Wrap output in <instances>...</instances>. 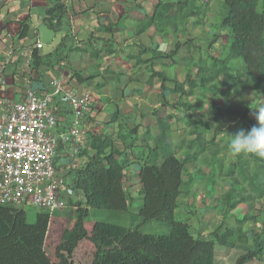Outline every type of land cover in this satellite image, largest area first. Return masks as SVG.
<instances>
[{"label": "trees", "instance_id": "obj_1", "mask_svg": "<svg viewBox=\"0 0 264 264\" xmlns=\"http://www.w3.org/2000/svg\"><path fill=\"white\" fill-rule=\"evenodd\" d=\"M198 1L153 0L152 12L140 21L135 37L152 29L155 36L162 40L169 38L173 43L178 35L188 32L187 26L202 27L204 9ZM46 2L43 22L56 32L67 8L63 0ZM220 14L223 15L219 26L230 38L227 57L188 56L178 77L168 74L166 68L177 63L174 57L184 48L179 39L174 47L163 52L137 43V56L128 57H138L135 63L138 66L150 64L147 83L152 85L154 78L159 79V103L170 110L152 111L155 123L146 128L143 139L138 136L142 125L129 128L127 123L121 124L123 116L119 110L107 122L109 125L117 122L112 131H86L78 154L83 161L65 174L79 199H68L69 210L61 211V217L52 216L58 212L38 213L34 223L29 224L22 208L0 205V264H213L215 243L234 247L250 241L252 248L235 264L264 256V211L261 215L252 213L253 202L264 199V158L247 154L245 169L237 170L240 159L235 155V161L229 163L223 174L231 179V185L219 196L220 205L226 209L246 208L233 228L221 229L219 225L209 239H202L193 236L187 222L176 220L184 186L192 183L190 176L186 177L187 173L190 175L188 166L197 163L206 151L212 150L219 157L227 149L217 139L214 123L197 114L204 112L206 99L211 100L209 112L213 111L217 98L224 103L232 94L240 96L244 92L258 94L264 103V0H222ZM27 29L22 23L18 37L24 38ZM102 30L113 35L115 28L110 25ZM215 38L209 45L216 42ZM105 43L103 50L94 46L91 56L97 58L101 51L113 54V41ZM30 52L31 68L37 70L47 65L49 56H42L36 47ZM144 54L150 57L142 59ZM159 58L165 69L154 71V61ZM238 58L243 63L241 68L228 63ZM74 76L79 82L83 79L79 72ZM168 94L176 97L174 102L167 100ZM226 114L236 118L233 123L237 128L250 129L258 123L240 105ZM178 126L183 129L181 139L176 142ZM136 147L139 149L134 151ZM222 161L225 160L217 161L219 167L208 174L213 171L222 174ZM134 163L138 165L136 182L141 200L135 216L141 223L156 221L168 226L170 233L166 236L87 219L91 210L130 211L132 199L128 189L133 184L128 182L126 171ZM246 222L258 224L259 228L245 230Z\"/></svg>", "mask_w": 264, "mask_h": 264}, {"label": "crops", "instance_id": "obj_2", "mask_svg": "<svg viewBox=\"0 0 264 264\" xmlns=\"http://www.w3.org/2000/svg\"><path fill=\"white\" fill-rule=\"evenodd\" d=\"M63 4L67 8L66 15L56 32L61 34L59 46L67 53L59 57L56 54L59 48L56 49L54 46L44 54L38 37L37 25L46 26L43 22L46 0H0V81H4V84L0 83V97L19 101L30 81L39 80L46 84L51 78H55L62 82L64 91H72L79 95L90 94L92 100L90 111L88 117L82 121L85 132L106 129L112 131L117 122L114 125L107 122L111 113L119 110L123 116L119 121L121 124L129 122L131 125H142L138 130V136L143 139L139 132L143 134L147 127L154 126L155 121L151 113L160 110L158 107L160 82L158 78H154L152 85H149L147 81L150 64L147 67L144 64L135 65L138 57L128 55L137 56L138 42L150 49L157 47L162 52L168 49L166 39L162 40L155 36L152 29L135 37L140 21L152 12L147 8L153 7V0H63ZM137 4L140 5L137 7ZM22 23L27 26L28 31L24 38H19ZM110 25L115 28L113 35L102 30L103 27ZM110 40L113 41L115 49L113 54L108 55L101 51L97 58L91 56L94 46L103 50L105 42ZM34 47L42 56H49L47 65H42L37 70L27 68L21 56ZM51 51L53 53H48ZM149 57V54H144L142 59ZM174 59L177 60L176 56ZM161 62L160 58L154 61V71L165 69ZM177 64H180L178 60ZM90 68H96L97 72H90ZM76 72H79L84 80L79 82L74 76ZM145 101H154L158 104L154 108L142 111V103ZM111 104H115L114 110ZM59 110L56 112L57 126L53 133L65 130L72 120L71 114ZM125 117L130 119L124 121ZM137 149L139 148L136 147L134 151ZM65 151L66 148L62 145L57 151L56 161L62 167L66 164ZM82 161L83 159L77 158L73 162V167L69 166V169L77 167ZM133 165L135 169L138 168L136 163ZM65 167L68 168V164ZM130 170L127 169L126 174L127 178L132 179ZM132 183L135 184L136 181ZM137 186H133L132 190Z\"/></svg>", "mask_w": 264, "mask_h": 264}, {"label": "rangeland", "instance_id": "obj_3", "mask_svg": "<svg viewBox=\"0 0 264 264\" xmlns=\"http://www.w3.org/2000/svg\"><path fill=\"white\" fill-rule=\"evenodd\" d=\"M221 3L222 0L198 1V4L202 7V9H204L203 25L202 27L197 29L192 28L189 25L187 26V33L178 35L179 43H183L184 47L176 55V59L178 60V62H180L181 65L175 63L166 68V71L169 74H172L173 77H178L179 72L180 74L182 73L181 71L183 69L182 65L184 59L188 56L193 57V55H201L203 57H206L207 54H210L214 57L219 56L224 59L227 57L230 38L228 35L229 33L219 26L221 17L223 15L220 14ZM147 9L150 12L152 10L151 7H148ZM37 31L39 33V40L43 46L42 50L44 54H47V51H49L51 47L54 46L56 47V49L59 48V50L56 51V54L59 55V57L66 55L67 51L65 49H61V46H59L61 43V34L48 29L42 24L37 25ZM214 36H217V38H215ZM213 38L216 39V42L213 45H209ZM178 39L175 38V41L173 43H171V40L169 38L166 39V43H168L166 47L168 48L167 50H169L171 46L174 47ZM48 53L53 52L51 51ZM228 63L232 66H238L239 68L243 66L242 60L240 58L233 59ZM90 72H97V70L96 68H90ZM167 98L169 102H174V100L176 99L175 96L169 94L167 95ZM158 102L145 101L144 103H142V111L154 108V106H157ZM146 103L148 105H146ZM210 104L211 100L209 98L206 99L204 112H198L197 114L202 115L205 119L210 120L212 123H214V130L215 132H218L217 139L221 141V144L227 146V149L224 150L223 153L219 155V157L213 155L214 152L212 150L206 151L204 154L199 156L197 163L188 166V172L190 173V175H188L187 173L186 177L190 176V178L192 179V183L188 187L184 186V190L186 191V193H183V195L179 198V208L176 210V220L187 222L190 225V230L193 236L202 239H209L212 231H214V229L219 225L221 226V229L228 227L233 228L235 220L237 218H242L246 211V208L226 209L220 205L219 196H221V193L225 192L231 185V179L223 176V174H226L229 163L235 161V155L232 154V152L228 148V144L230 141L229 135H234L239 129L243 128L235 127L233 122L236 118L233 119L232 117H229L226 114V111L240 105L246 107L249 110V117L253 118V116L251 115L252 111L258 109L260 106H264V103L261 100L260 96L253 92H244L240 96H235L232 94L228 101H225L224 103H222V100L220 98H217V102L214 106L213 111L209 112L208 107L210 106ZM111 105V108L114 110L115 104ZM133 106L134 105H132V108H134ZM158 107H160L161 110H163V108H168L170 110L169 107H162L161 104L158 105ZM179 109L177 108L178 111H180ZM112 114L113 113H111V115ZM126 118L127 117L124 118V121H128L130 119ZM127 124H129V128L133 126V124L131 125L129 122ZM182 129V126H178V132L174 137V140L176 142L182 137ZM139 133L143 135L142 132ZM246 155L247 154L243 153L236 155V157L240 159V163L236 165L237 170L245 169L246 158L244 157ZM220 159L225 160L224 163L222 161V174L218 175L216 171H213V173L209 175V170H214L217 166L219 167L217 161H219ZM128 169H131V177L133 179L132 180L130 179V177H128V182L136 181V171L138 170V168L135 169L134 165H131ZM253 169L254 166L252 169H250V173L253 172ZM201 171L204 173H202ZM66 181L67 183H70L71 180L70 178H67ZM132 184L133 185H131L130 183L131 187L128 189V193L130 195V198L132 199L129 212L91 210L87 219L89 221L104 222L122 226L125 228H138L139 231L143 234H151L156 236L168 235L170 233V228L168 226L162 225L161 223H158L156 221L141 223L140 219L135 216L138 208L140 207L141 200L137 192L139 186L133 188L132 190V187L136 186L137 182L135 183L136 185L134 183ZM22 209L25 212L26 221L29 224L34 223L36 215L38 213H44L42 209L34 208L32 206H26ZM65 210H69L68 203L63 211ZM263 211L264 199L254 201L252 213L261 215ZM61 214H63V212H58L57 214H54L52 216L54 218L61 217ZM253 226L259 228L258 224L253 225L251 222H246L243 227L245 230H250L251 228H253ZM250 248H252L251 241L247 245L237 244L234 247H228L215 243L213 264H235L238 258ZM245 264H264V256L261 259H254Z\"/></svg>", "mask_w": 264, "mask_h": 264}, {"label": "built area", "instance_id": "obj_4", "mask_svg": "<svg viewBox=\"0 0 264 264\" xmlns=\"http://www.w3.org/2000/svg\"><path fill=\"white\" fill-rule=\"evenodd\" d=\"M21 56L30 69L31 52ZM91 101L88 93L64 91L55 78L46 84L30 81L19 101L0 97V205L32 206L52 215L63 211L68 199H79L65 174L78 158L85 136L82 121ZM58 110L71 114L72 120L65 130L53 133ZM60 145L66 148L68 168L57 164Z\"/></svg>", "mask_w": 264, "mask_h": 264}, {"label": "clouds", "instance_id": "obj_5", "mask_svg": "<svg viewBox=\"0 0 264 264\" xmlns=\"http://www.w3.org/2000/svg\"><path fill=\"white\" fill-rule=\"evenodd\" d=\"M251 115L258 122L250 129H239L234 135H229V150L234 155L251 154L264 158V106L253 110Z\"/></svg>", "mask_w": 264, "mask_h": 264}]
</instances>
